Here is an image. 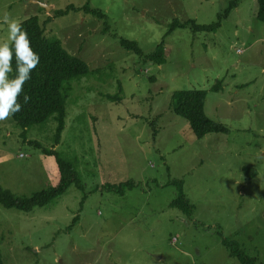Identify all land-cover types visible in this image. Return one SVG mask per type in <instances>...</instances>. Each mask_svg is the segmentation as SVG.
Here are the masks:
<instances>
[{"label":"rangeland","instance_id":"obj_1","mask_svg":"<svg viewBox=\"0 0 264 264\" xmlns=\"http://www.w3.org/2000/svg\"><path fill=\"white\" fill-rule=\"evenodd\" d=\"M232 1L0 0V43L7 40L5 14L19 22L36 17L45 39L89 71L70 82L57 145L53 118L24 136L11 116L0 121L2 189L29 198L54 187L56 163L43 151L72 163L82 186L29 213L0 206L1 264H239L224 240L264 264V23L256 20L257 0H237L214 32H169L173 21L210 26ZM86 4L106 19L71 11L54 17ZM119 40L144 56L162 43L163 64L125 51ZM179 91L205 92V116L228 133L197 139L172 112ZM126 182L133 188L123 195L108 189ZM174 182L190 216L170 207Z\"/></svg>","mask_w":264,"mask_h":264},{"label":"trees","instance_id":"obj_2","mask_svg":"<svg viewBox=\"0 0 264 264\" xmlns=\"http://www.w3.org/2000/svg\"><path fill=\"white\" fill-rule=\"evenodd\" d=\"M236 5L237 0L232 1L226 10L218 15L217 21L210 26H196L192 21L182 24L178 21H173L169 32L177 28L186 27H190L194 33L214 32L218 29L222 18L227 17L230 10ZM70 11L82 12L85 15L89 14L101 21L106 19L103 13L88 8L87 4L82 8L68 6L65 10L55 11L54 17L64 16ZM256 20L264 23V0H257ZM21 26L28 34L30 47L39 56V63L32 69L30 79L25 81L21 95L17 97V102L21 104L20 111L10 116L13 122L23 130L22 136L32 126L43 125L50 118H53L56 123L53 142L57 145L64 128L65 102L70 91V82L87 77L89 75L88 67L80 59L67 54L58 41H47L36 17H31L21 22ZM119 46L125 51L132 52L134 55L143 58L144 61L157 65H161L164 62L162 43L148 56H144L133 42L119 40ZM11 65L13 71L9 73V77L15 75V58L11 61ZM220 86L221 82H217L212 91L218 90ZM25 94L29 97L27 103L23 102V95ZM205 98L206 94L203 91L176 92L173 94L172 112L175 116L184 119L188 123L192 134L197 139H202L210 134H227L226 128L205 116ZM108 99L119 101V96L108 97ZM43 153L46 156L53 157L55 160L58 174L57 184L54 187L35 193L29 198H16L0 186V206L5 209H15L23 213H29L35 208L46 206L52 200L64 194L72 185L77 189L82 188L72 163L63 160L54 151H43ZM173 185H177L178 194L176 199L171 202L170 207L190 216L192 206L184 198L181 183L177 184L174 182ZM131 188H133L131 182L108 187L110 191L122 195L125 190ZM74 221L75 219L73 223ZM222 244L229 252V256L236 259L239 264H255V260L247 257L235 243L224 240Z\"/></svg>","mask_w":264,"mask_h":264},{"label":"clouds","instance_id":"obj_3","mask_svg":"<svg viewBox=\"0 0 264 264\" xmlns=\"http://www.w3.org/2000/svg\"><path fill=\"white\" fill-rule=\"evenodd\" d=\"M7 28V40L0 43V121L20 111L21 104L17 97L21 95L22 86L30 79L32 69L39 63V56L30 47L27 32L21 22L3 16ZM15 58V75L9 77L13 71L11 61ZM29 97L23 95V102Z\"/></svg>","mask_w":264,"mask_h":264},{"label":"water","instance_id":"obj_4","mask_svg":"<svg viewBox=\"0 0 264 264\" xmlns=\"http://www.w3.org/2000/svg\"><path fill=\"white\" fill-rule=\"evenodd\" d=\"M44 9H47V7L46 6H42Z\"/></svg>","mask_w":264,"mask_h":264}]
</instances>
